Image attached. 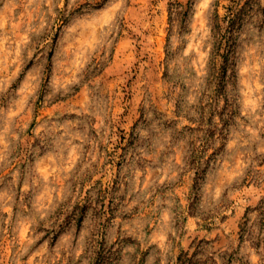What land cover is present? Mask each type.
Segmentation results:
<instances>
[{
    "label": "rangeland",
    "instance_id": "1",
    "mask_svg": "<svg viewBox=\"0 0 264 264\" xmlns=\"http://www.w3.org/2000/svg\"><path fill=\"white\" fill-rule=\"evenodd\" d=\"M0 264H264V0H0Z\"/></svg>",
    "mask_w": 264,
    "mask_h": 264
}]
</instances>
